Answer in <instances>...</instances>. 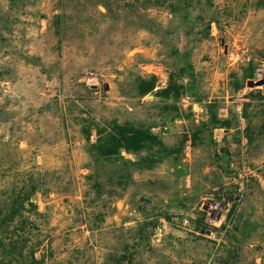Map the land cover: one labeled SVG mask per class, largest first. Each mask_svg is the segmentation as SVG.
<instances>
[{"label": "rangeland", "instance_id": "rangeland-1", "mask_svg": "<svg viewBox=\"0 0 264 264\" xmlns=\"http://www.w3.org/2000/svg\"><path fill=\"white\" fill-rule=\"evenodd\" d=\"M257 70L264 0H0V264H264Z\"/></svg>", "mask_w": 264, "mask_h": 264}, {"label": "trees", "instance_id": "trees-1", "mask_svg": "<svg viewBox=\"0 0 264 264\" xmlns=\"http://www.w3.org/2000/svg\"><path fill=\"white\" fill-rule=\"evenodd\" d=\"M154 86V77H152L151 81L148 83L140 81L137 85L138 95H146L154 89ZM179 87V85L177 86L170 81L167 88L161 91L159 95L166 99L173 97V99L178 100V96H180ZM215 119H217V117L214 114L213 120ZM223 124H228V122H223ZM96 133L101 135L103 130L96 128ZM99 135L96 139V143L92 145V148L97 151L99 158H102L103 160H109L111 157L114 158V156H118L120 149H123L125 152L138 153L147 146L148 142L157 141V137L150 131H143L139 128H133L128 125L117 126L114 124L112 132L107 133L105 136ZM86 138L88 139L89 136H86ZM4 217L5 219L3 222L6 223V221L12 220L13 214L10 215V213H7Z\"/></svg>", "mask_w": 264, "mask_h": 264}, {"label": "built area", "instance_id": "built-area-1", "mask_svg": "<svg viewBox=\"0 0 264 264\" xmlns=\"http://www.w3.org/2000/svg\"><path fill=\"white\" fill-rule=\"evenodd\" d=\"M262 75H263L262 70H257V71H256V78H255V80L260 81ZM257 81H254V82H257ZM165 83H166V81H165ZM158 85H159V87H163V89L166 88V87L164 86V84H163L162 81L159 82ZM218 117L221 118V119H223V118H227V109H221V110H218ZM239 124H240V125H239L238 129H239V130L241 131V133H242V132H243V131H242V130H243V128H242V124H241V122H240ZM166 129H167V128L165 127L164 130H166ZM217 141H219V139H218ZM187 143H188V147H189V145H190V141H188Z\"/></svg>", "mask_w": 264, "mask_h": 264}, {"label": "water", "instance_id": "water-1", "mask_svg": "<svg viewBox=\"0 0 264 264\" xmlns=\"http://www.w3.org/2000/svg\"><path fill=\"white\" fill-rule=\"evenodd\" d=\"M247 85H248V87H254L255 85L256 86H263L264 85V80H260V81H257V82L248 81ZM204 209H207V207H204Z\"/></svg>", "mask_w": 264, "mask_h": 264}, {"label": "bare ground", "instance_id": "bare-ground-1", "mask_svg": "<svg viewBox=\"0 0 264 264\" xmlns=\"http://www.w3.org/2000/svg\"><path fill=\"white\" fill-rule=\"evenodd\" d=\"M215 213V212H214Z\"/></svg>", "mask_w": 264, "mask_h": 264}, {"label": "clouds", "instance_id": "clouds-1", "mask_svg": "<svg viewBox=\"0 0 264 264\" xmlns=\"http://www.w3.org/2000/svg\"><path fill=\"white\" fill-rule=\"evenodd\" d=\"M165 89V88H164Z\"/></svg>", "mask_w": 264, "mask_h": 264}]
</instances>
